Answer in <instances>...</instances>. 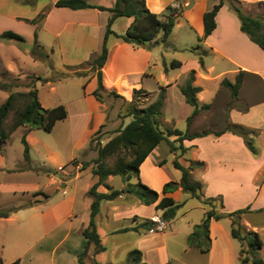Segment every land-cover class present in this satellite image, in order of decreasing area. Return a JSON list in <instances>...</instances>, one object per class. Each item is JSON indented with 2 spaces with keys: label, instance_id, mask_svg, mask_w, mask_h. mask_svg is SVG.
Wrapping results in <instances>:
<instances>
[{
  "label": "rangeland",
  "instance_id": "rangeland-1",
  "mask_svg": "<svg viewBox=\"0 0 264 264\" xmlns=\"http://www.w3.org/2000/svg\"><path fill=\"white\" fill-rule=\"evenodd\" d=\"M211 1L212 0H209L208 2L210 3ZM16 2L22 4L20 3V0H17ZM226 6V10L235 15L230 2H226ZM239 6L244 12H247L245 6L241 3ZM0 24L1 27H4V30H13L23 35L26 39L22 43L25 48L31 47L34 40V33L36 31L38 33L39 41L45 46L50 54L49 61H34L31 59L32 57L30 58V52H25V54L29 56L28 58H25V54L20 59H18L16 55H13L11 58L13 67H6L4 62L1 64L2 68L9 70L14 76H19L20 82H31L32 79L28 78V74L35 76L33 81L38 89V98L41 105L45 108H51L59 104H64L69 111V115L65 119L59 120L52 131H46L44 129L33 130L31 134L32 146L30 147V162H27L24 158V145L21 141L23 133L27 130L25 127H20L14 131L10 139L4 144L2 150L4 157L0 159V165L1 163H4V165L10 167V169L6 172L0 170V183L3 185V194L0 196V205L7 208L28 203L30 200H34L36 196V198H43V195L39 194V191L41 192L40 189L50 194V198H52L51 202H55L60 196H62V192L57 189L58 182L55 183L47 174H44V172L48 173L50 167H56L61 161L67 162L73 153L74 156H76V159L72 162H75L76 164L79 162H88V166L92 168L95 167L96 164L94 160L98 154L97 146L103 145L106 139L116 134L118 128L131 120V116H120L128 110L129 102L131 100H126L121 97L106 96L104 102H101L99 105L103 124L100 133L97 135L94 133L92 135V142H89L86 148L82 146L76 150L74 141H72L74 140L73 137H78L82 134L83 129L85 128L83 119L92 107L84 100L83 75L64 74L75 69L86 75L88 78L93 75L89 63L86 61L77 64L82 57L81 54L77 55L74 52H71L70 42H66L67 47L61 51L58 42L54 40L52 35L44 30L36 29L26 20L20 23H11L8 19H4V22ZM121 28L122 22L117 21L115 29L121 31ZM168 38L169 40H167L170 46H166L164 41H162L164 43L162 48L158 45L153 46V65L156 64L157 67L153 66L155 77L147 81V86L153 89V91H156L141 96L140 102L148 104L154 100L161 90L160 86L169 84H165V81L170 77L174 76L180 78L185 75L179 80V83L174 84L173 87H166L165 99H167L161 119V128L163 130H166L167 128H179L184 131L187 127L185 116L188 109L185 105L181 106L178 104L177 99H183L184 97L180 91L174 90H176L177 86H180L185 82L192 68H197L199 66V57L203 55L202 53L205 51L206 54H204L203 58L204 61L206 60L208 52L201 46L199 47L198 36L195 30L191 29L183 19L181 20V23H175ZM16 44L23 49L22 44ZM16 44L15 46H17ZM147 46L142 45L140 47L152 49ZM51 48L54 49L53 52L50 51ZM8 59L10 60L9 57ZM163 59L168 66L173 59L182 61L183 65L180 68H168L170 73L167 74L164 71ZM207 62L208 65L214 66V70L211 71L210 74H207L205 71L202 74L204 76L208 75L209 77H212V80L199 79V81L200 84L207 88L202 94L205 96L206 101L211 100V107L208 110L202 111L195 117L191 130L222 131L230 121H233L243 124L255 131V135L253 136L254 144L257 147L259 154L253 156L254 161L252 164L249 161L246 162L247 160L245 159L243 160V163H246V168L243 171L246 175L243 176L238 185H233L232 182L231 184L224 181V183L217 185V188L220 187V189L224 190V195L227 196L228 204L226 207L228 211L243 208L251 204V209L253 211L241 215V224L245 230L259 232L264 241V133H258L260 129H264V88H260L259 90L253 88L251 90L253 93L250 91L252 93L251 98L258 103L255 104L253 108H250L248 113L233 110L229 114V111L233 108L240 110L248 107L247 105L250 101L247 98V91L240 93L237 99H233L230 93L224 97L222 96V98L220 96L221 99H217L214 95L216 94L219 82L220 85H223L221 80H223L224 77L234 81V74L231 70H228L231 69L228 61L220 56L210 54L207 58ZM259 63L264 69V57L260 59ZM68 64H71L72 67H68ZM52 66L54 67L53 69ZM68 68L70 70H68ZM38 76H41V78L39 79ZM198 77H200V75L197 76L195 74V83H198ZM7 80L13 82L12 78H7ZM253 82L254 81H251V83ZM26 90H28V88L24 85L13 87L10 91L0 89V105L6 100L11 91ZM211 95L214 96L213 99H211ZM172 110L176 115H173ZM168 138L170 140H175L176 136L172 135ZM51 155H54V159L58 161L57 164H54L53 160H51ZM203 155L204 153L201 152L198 157ZM237 156L239 158L238 154ZM157 158H159L160 163L164 165L162 168L155 165L154 162ZM187 158H190L189 151L185 155L181 154L180 150L171 152L167 141H163L156 147L153 153V160H148L143 166V176H141V178L146 183H148V179L153 178V189L161 192L165 183L180 180L181 171L174 167L172 160L179 159L184 164H188L186 161ZM114 160L115 156L105 159V162L107 165L111 166ZM21 168L23 169L20 170ZM203 168L193 169L197 171V173L192 174V179L198 180L200 175L199 172L200 170H204ZM58 170L60 172L62 171L67 179L76 173V169L73 170L72 166L68 165L60 166ZM221 171L224 174H233V171L230 170L229 166L226 167L225 170L221 169ZM56 176L61 178L60 174H57ZM248 176H250V180L247 179ZM132 182H137V178L134 177ZM75 184L76 182L74 180L69 181V194L77 192L75 191ZM111 184L114 188L120 189L122 188L124 181L121 176H115V179ZM63 187L64 185H61V189H63ZM36 190L39 191L34 192ZM99 190L106 189L103 186H100ZM22 191H24V193H22ZM11 192H17V195L14 193L12 194ZM173 197L177 203H182V205L179 207L177 215L172 220V223H170V221H163L164 227L162 229L159 228V221H162V211L156 209V204L151 208L145 207L141 209V212L145 215L156 213L151 219L157 223V226L154 227L153 231L143 229L144 233L153 234H145L141 238L136 237L134 233L120 235L108 234V232L111 233V230L114 228L127 226L129 222L117 218H109L108 220L106 216V214L108 215L106 207L101 206L97 220V228L103 243L113 247L117 242V244L122 245V251L124 249L131 250L139 248L144 251L145 260L149 264H243L242 258L245 256V253H242L241 249L243 247L246 249L247 245L244 244L241 246V243L238 240L234 238L232 239V236L230 235V220L228 218H224L223 223L214 228V234L218 239V245L223 248L228 247L231 250L225 261L222 260L221 257V247L213 258H209L208 254H203L197 249H189L188 251H185L188 244L187 235L194 230L195 224L199 223L204 217V211L201 202L182 189L181 191L175 192ZM216 204L220 211H225V207L221 208L220 201H217ZM204 207L207 209V206ZM47 223L49 224V222ZM76 223H78V221ZM229 238H231L233 242ZM46 245L52 246L53 244L48 243ZM91 250H94V246L92 245L89 252ZM89 255L90 254L88 253L86 259L87 264H91L92 262ZM168 255L173 258L171 259L169 257L170 259H168ZM259 256L264 259V245L259 251ZM100 259L104 262L110 261L115 264H124L123 261L126 260V256H123L121 251L118 255L110 254L109 251L104 253Z\"/></svg>",
  "mask_w": 264,
  "mask_h": 264
},
{
  "label": "crops",
  "instance_id": "crops-1",
  "mask_svg": "<svg viewBox=\"0 0 264 264\" xmlns=\"http://www.w3.org/2000/svg\"><path fill=\"white\" fill-rule=\"evenodd\" d=\"M16 1L17 0H0V23L4 22V19H8L11 23H20L24 20L27 21L36 19L37 22L31 24L36 29L44 30L52 35L54 40L58 42L61 51L67 47L66 42L71 43V52H74L77 55L81 54L82 57V59L80 58L78 61L79 63L77 64L88 61L92 54L98 53L101 50L106 24L110 16L109 11L99 10L97 8L91 7L80 9L58 7L55 5L58 0H20V3L22 4H19ZM88 1L93 4H99L108 7L113 6L115 3V0ZM208 1L209 0H145V3L151 12L159 14L162 19L166 18L168 6L178 4L179 6H177V8L181 10V14L177 17L176 23H181V20L183 19L191 29L195 30L198 36V44L207 50L208 55L206 57L204 66L202 67L199 63L197 68H192L196 70L197 76L200 75V77L197 79L198 83H195L196 85L202 87V90L198 93L199 100L207 103L211 102V100L206 101L205 96H203L202 92L206 91L207 88L200 84L199 79L212 80V77H209L208 75L204 76L202 73L205 71L207 74H210V72L214 70L213 65H208L207 58L210 54H215L228 61L229 65L231 66V69L228 70L233 72L234 78L239 71H244V80L239 90V95L240 93L247 91V98L249 99L250 103L247 105L248 107L244 109H231L229 114L233 110H237L242 113H248L250 108H253L255 104L258 103L253 101L251 98V94L253 93L251 90L253 88L256 90L264 88V69L259 63L260 59L264 57V49L253 42L249 36L241 30V24L237 14L235 13L234 15L231 12H228V10H226V3L221 7L216 15V28L203 41H199V36L204 34V13L210 10L214 4L219 2V0H212L210 3ZM239 1L243 6H245L247 10V12H245L246 14H249L253 17H259L264 21V0ZM41 14H44V16L39 19ZM133 19L134 18L132 16L117 17L112 24V28L115 32L123 34L125 33L128 26L132 23ZM117 21L122 22L121 31L115 29ZM3 31H5L4 27H1L0 24V35ZM161 35L162 33H160L158 37L160 38ZM111 41L112 45L110 47L109 57L103 67V79L105 87L109 90L116 91L126 100H132L134 91L140 88H144L150 94L156 91H153V89L147 86V81L155 77L153 73V66L157 67L156 64L153 65V48L147 49L143 47H135L130 43L118 41L117 39H111ZM16 43L17 42L13 40H3L0 37L1 64L5 62V66L8 68L13 67L11 59L13 55H16L18 59H20L23 57L25 52H30L33 46L32 43L31 47L25 48V46L20 43L23 47V49H21ZM15 44L17 46H15ZM163 44L164 43L160 41L158 46L162 48ZM24 56L25 58L29 57L26 54ZM31 57L32 56L30 55V58ZM31 59L34 61H39L35 60L33 57ZM68 66H71V64H68ZM165 72L169 74L170 70L168 69ZM184 76L185 75L181 76L180 78L174 76L170 77L167 81H165V84L169 83L164 85L165 88L167 86L173 87L174 84L179 83V80ZM82 78L84 83H87L86 87H84V100L91 105L92 109L83 119L85 128L83 129L82 134L78 137H73L74 140L72 141H74L76 150L82 146L86 148L91 140L92 135L102 125V113L100 112L99 108L101 102L97 101L92 95L93 90L97 86L96 77L91 75L87 78L86 75H83ZM251 81L254 82L251 83ZM218 85L219 86L216 89V94L214 95L217 97V99L220 98V96L222 98V96L224 97L230 93L228 87L225 85H220V82ZM162 86H160V88ZM177 90L180 91L179 86H177L176 90L174 91ZM214 96L211 95V99H213ZM166 99H164V106ZM177 101L179 105H185V107L188 109V112L185 116L186 120V118L192 112L193 107L186 103L185 98H179ZM174 114L175 113H173V115ZM32 132L33 130H26L23 133V135L26 136L30 147L32 146ZM262 132L264 133V129H260L258 131L259 134ZM109 139L110 138L106 139L104 144ZM184 144L190 148V158L205 162L203 168L204 170H200V175L198 177V181L203 184L204 193L207 196H221L224 200L225 211L230 212L226 207L228 204L227 196L224 195V190L220 189V187L217 188V185L224 183V181L228 183L232 182L233 185H238L243 176L246 175V173L244 174L243 172L246 168V163H243V160L245 159L247 160L246 162L249 161L252 164L254 161L253 156L255 155H253L247 148L242 137L231 132H225L220 136H214L210 134L192 140L186 139ZM155 149L141 164L140 178L143 176V166L148 160H153V153ZM201 152H203L204 155L198 157ZM237 154L239 155V158ZM53 156L54 155H51L50 158L53 160L54 164H57L58 161L55 160ZM2 157H4V155L0 150V159H2ZM75 159L76 156H74L73 153L67 162L61 161L57 166L55 165L56 167H50L48 173L44 172V174H47L48 177L55 183L58 182L57 189L61 190L62 196H60L57 201L51 202V195L46 193L44 190L40 189L41 192L36 190L34 192L39 191V194H42L43 198H36V196L34 200H30L28 203L15 205V207H19L17 210L13 211L8 217H0V255L2 256L5 264L12 263L17 259H20L19 264H80L78 261V254L84 250L86 242V238L82 231L89 224L92 203V198L87 193L90 187L97 181L98 176L93 174L92 167H83V162H79L77 164L72 162ZM154 163L156 166L158 165L157 167L159 168L164 166L160 163L159 158L155 159ZM65 165L72 166L73 170L76 169V173L73 174V176L71 175L72 177L70 176L68 179L62 171L60 172L58 170L60 166ZM228 166L230 167V170L233 171L232 175L224 174L221 171V169L225 170V168ZM9 169L10 167L4 165V163H1L0 170L2 172H6ZM193 173H197V171L192 170V174ZM57 174H60L61 178L57 177ZM115 176L119 175H109L106 182L112 185L111 182L115 179ZM249 178L250 176H248L247 179ZM251 178L253 180L252 175ZM72 179L76 182L75 191L77 192L69 194L68 183L69 181H73ZM141 181L153 188V178L148 179V183L144 182L142 178ZM61 185H64L63 189H61ZM124 186L125 183L122 185V188ZM2 187L3 185L0 183V196L3 194ZM178 191H181V188L175 192ZM11 193L17 195V192ZM22 193H24V191H22ZM101 206L106 207L108 212V215L106 214V216L108 220L109 218L127 220L129 224L125 227L136 226L145 219H151L156 215V213H152L150 215L143 214L141 209L145 207L151 208L154 206V204L145 205L137 197L130 194H122L115 200L104 201ZM202 207L205 214L206 209L203 204ZM0 208H4L3 205H0ZM77 221L78 223H76ZM223 221V219L211 220V248L208 253L201 252L197 248L189 247L188 244L185 248V251H188L189 249H197L203 254H208L209 258H213V256L221 247L218 245V239L214 234V228L221 225ZM47 222H49V224ZM170 223H172V220ZM121 228L124 227L114 228L111 230V233L108 232V234L120 235L134 233L138 238H141L145 234H153L144 233L143 228H140L138 231L131 229L127 232H114ZM190 233L191 232L188 233L187 238L189 237ZM232 239L231 241L233 242ZM48 243L53 245H46ZM106 246L107 249L105 251L96 254L91 252L94 250L89 252V257L92 259L91 264H93L94 257L101 261V256L109 251L110 254L113 255H118L121 251L123 256H126V260L123 261L124 264H128L127 258L130 251L129 249H124L122 251V245L117 244V242L113 247L108 245ZM221 248V257L222 260L225 261L231 250L228 247ZM141 251L142 261L146 264H149L145 260L144 251ZM169 257L170 255H168V259L173 258Z\"/></svg>",
  "mask_w": 264,
  "mask_h": 264
},
{
  "label": "trees",
  "instance_id": "trees-1",
  "mask_svg": "<svg viewBox=\"0 0 264 264\" xmlns=\"http://www.w3.org/2000/svg\"><path fill=\"white\" fill-rule=\"evenodd\" d=\"M230 2L232 10L237 14L241 30L245 32L249 38L264 49V21L259 17H253L246 14L239 6V0H219L213 7L204 13V34L199 36V41H203L216 28V15L221 7ZM58 7H69L71 9L80 8H97L99 10H106L110 12L106 30L102 42L101 50L98 53L91 55L87 61L91 67L93 75L96 77L97 86L93 90L92 95L99 102H104L106 96L121 97L114 90H108L104 85L103 67L106 64L110 47L112 45L111 39H117L130 43L135 47L148 45L153 48L161 41L170 46L168 37L170 36L177 17L181 14V10L174 6L167 7L166 18L162 19L159 14L151 12L145 3V0H115L113 6L108 7L99 4L90 3L88 0H58L55 3ZM44 14L39 16L42 18ZM132 16L134 19L128 26L125 33L119 34L112 28V24L117 17ZM30 23H36V19L27 20ZM162 33L161 38L159 34ZM3 40H13L17 43H23L25 37L13 30H5L0 35ZM133 39L138 42L134 43ZM149 40V44L145 41ZM200 46V44H199ZM193 49V48H192ZM54 51L53 48L50 49ZM199 57V63L203 67L205 64L204 54ZM30 55L39 61H49L50 54L45 46L39 41L38 33L35 31L33 46L30 50ZM165 71L171 68H180L183 63L178 59H173L168 66L163 59ZM72 67V66H68ZM54 67L52 66V69ZM68 70H70L68 68ZM64 75L75 74L84 75L78 70H70ZM196 70L191 69L185 82L179 86L187 104L193 107L192 112L186 118V130L179 128H161V119L163 115L164 99L166 94L165 86L161 87L158 96L144 104L140 102L141 96L150 94L144 88L134 91L133 99L129 102L128 110L121 114L122 117L131 116V120L123 124L116 130L110 139L103 145L97 146V157L94 162L95 167L92 168L93 174L98 176L97 181L90 187L88 195L92 198L90 221L86 228L83 229V234L86 238L84 250L78 254V261L80 264H86V258L89 253L91 245L94 246V253L105 251L107 246L103 243L100 233L97 228L98 215L101 210V205L104 201L115 200L122 194H130L137 197L143 204H156V209L161 210V220L171 221L176 215L182 203H177L172 194L181 188L183 191L189 193L192 197L199 200L204 206H207L204 217L200 223L195 224L194 230L188 237V246L197 248L201 252L208 253L211 248L210 225L211 220H221L228 218L230 220L231 236L241 243L247 245L241 249L245 256L242 258L243 264H264V259L259 256V251L264 245L259 232L245 230L241 224L240 217L246 212L253 211L251 204L246 207L239 208L230 212L220 211L216 204L220 201L221 208L224 207L223 198L215 196H207L203 191V184L192 179V170L196 168H203L204 161L187 158L188 164H184L179 159H174L173 165L181 171L179 181H169L162 187L161 192L151 188L143 183L140 178V166L149 156V154L163 141H167L170 146V151L175 152L180 150V153L185 155L189 151V147L184 144V141L192 140L206 135L220 136L225 132H231L243 138L245 145L255 156L259 154L257 147L254 144L255 131L245 127L239 123L229 122L222 131L202 130L192 131L191 126L197 115L202 111L208 110L211 107L210 103H203L198 98V93L202 87L195 84ZM31 82H20L19 76H14L9 70L3 69L0 58V89L10 91L13 87L24 85L28 88L26 91H11L6 100L0 105V150H3L4 144L9 140L11 135L19 127H25L32 131L36 129H44L52 131L59 120L65 119L68 116V109L64 104H59L51 108H45L41 105L38 98V89L34 84L35 76L28 74ZM12 78L13 82L7 80ZM40 79L41 76H38ZM244 71H239L235 80L228 78L222 80V84L229 88L233 99H237L239 90L243 84ZM87 83H84L86 87ZM24 101V102H23ZM21 102V103H20ZM14 112V113H13ZM12 114V115H11ZM95 132V135L100 133L101 127ZM175 135V140H170L168 137ZM21 141L24 145V158L27 162L30 158V145L23 135ZM92 139L90 140V143ZM115 156V160L111 166L107 165L105 159ZM85 162L83 167L88 166ZM30 167V166H29ZM21 168L20 170H22ZM109 175H119L122 177L125 186L122 189L114 188L106 182ZM136 177L137 182H132ZM103 186L106 190H99ZM220 199V200H219ZM19 207L0 208V217H8L13 211ZM136 219V218H135ZM156 221L152 219H145L133 227H124L114 232L121 233L129 230L138 231L140 228L150 230L156 227ZM128 264H146L142 261V251L134 248L128 253ZM20 259H17L9 264H19ZM0 264H5L0 255ZM93 264H115L113 262H103L93 259Z\"/></svg>",
  "mask_w": 264,
  "mask_h": 264
},
{
  "label": "built area",
  "instance_id": "built-area-1",
  "mask_svg": "<svg viewBox=\"0 0 264 264\" xmlns=\"http://www.w3.org/2000/svg\"><path fill=\"white\" fill-rule=\"evenodd\" d=\"M173 6H174V7H177V6H179V5H178V4H173ZM60 169H61V168H60ZM159 223H160L159 228L162 229V228L164 227V225H163V221H159ZM156 226H157V225H156ZM153 229H154V228H151L150 231H153Z\"/></svg>",
  "mask_w": 264,
  "mask_h": 264
},
{
  "label": "water",
  "instance_id": "water-1",
  "mask_svg": "<svg viewBox=\"0 0 264 264\" xmlns=\"http://www.w3.org/2000/svg\"><path fill=\"white\" fill-rule=\"evenodd\" d=\"M133 42H134V43H137L138 40H137V39H133ZM149 42H150L149 40H146V41H145L146 44H149Z\"/></svg>",
  "mask_w": 264,
  "mask_h": 264
}]
</instances>
